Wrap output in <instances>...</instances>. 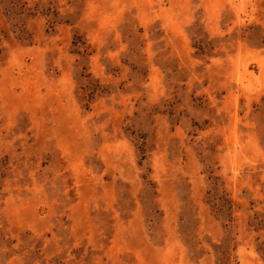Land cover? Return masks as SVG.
<instances>
[{"label": "rangeland", "instance_id": "obj_1", "mask_svg": "<svg viewBox=\"0 0 264 264\" xmlns=\"http://www.w3.org/2000/svg\"><path fill=\"white\" fill-rule=\"evenodd\" d=\"M264 0H0V264H264Z\"/></svg>", "mask_w": 264, "mask_h": 264}, {"label": "trees", "instance_id": "obj_2", "mask_svg": "<svg viewBox=\"0 0 264 264\" xmlns=\"http://www.w3.org/2000/svg\"><path fill=\"white\" fill-rule=\"evenodd\" d=\"M259 250L264 254V244L262 247L259 248Z\"/></svg>", "mask_w": 264, "mask_h": 264}]
</instances>
